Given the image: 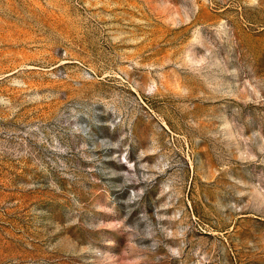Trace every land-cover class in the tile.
Listing matches in <instances>:
<instances>
[{"label": "rangeland", "instance_id": "rangeland-1", "mask_svg": "<svg viewBox=\"0 0 264 264\" xmlns=\"http://www.w3.org/2000/svg\"><path fill=\"white\" fill-rule=\"evenodd\" d=\"M0 264H264V0H0Z\"/></svg>", "mask_w": 264, "mask_h": 264}]
</instances>
